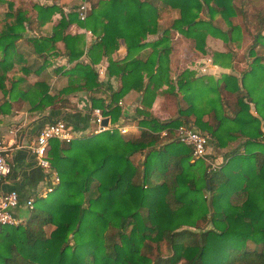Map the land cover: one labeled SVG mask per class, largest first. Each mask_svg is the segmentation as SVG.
<instances>
[{"label":"trees","instance_id":"16d2710c","mask_svg":"<svg viewBox=\"0 0 264 264\" xmlns=\"http://www.w3.org/2000/svg\"><path fill=\"white\" fill-rule=\"evenodd\" d=\"M30 5L13 10L8 2L9 10L1 17L0 90L5 89L3 72L12 66L9 59L18 53L16 42L25 25L42 29L53 24L51 34L27 42L42 56L61 40L72 61L83 54L81 36L65 32L76 23L96 36L87 50L91 63L107 56L108 73L121 79L109 105L99 100L93 106L114 122L120 114L116 103L135 89L144 109L137 110L141 132L134 138L125 139L113 129L68 143L50 140L47 158L59 182L46 197L35 199L25 223L0 226V264H264V56L255 51L256 45H264V0H241L240 5L235 0H97L84 20L75 11L65 14L60 4ZM238 15L247 34L231 20ZM218 16L225 27L215 24ZM164 19L171 21L169 28L145 42ZM176 31L197 55L206 53L209 36L237 46L242 35L251 36L248 51L253 59L240 77L224 75L217 89L193 87V72L170 75ZM119 39L127 53L115 61L111 54ZM147 47L150 53L140 58ZM233 59V50L213 53L214 62L223 67ZM23 69L28 73V67ZM65 72L70 78L63 92L99 85L89 63L77 61ZM42 85L20 90L25 95L38 89L35 109L55 104V95ZM163 85L165 94L177 99L180 92L185 103L167 121L145 109ZM223 88L235 95L231 114L224 109ZM9 101L0 103V113L7 111ZM187 122L224 151L217 170L207 171L204 161L193 158L191 149L176 139H161V132L173 134ZM236 140L239 145L232 148ZM49 226L53 228L48 232Z\"/></svg>","mask_w":264,"mask_h":264},{"label":"crops","instance_id":"0c3cea01","mask_svg":"<svg viewBox=\"0 0 264 264\" xmlns=\"http://www.w3.org/2000/svg\"><path fill=\"white\" fill-rule=\"evenodd\" d=\"M36 1L38 2V0ZM88 3L89 2H87V4ZM49 24H45L42 29H24L21 37L16 42L18 53L14 56L12 55V57L10 56L9 59V63H12V66L10 68L8 67L7 70L3 72L5 75V89L3 91L0 90V103H3L8 99L10 100V105L7 107V111L0 113V141L6 146V159L11 168L10 173L3 180L2 189L3 191L15 189L18 192L20 204L14 209V213L21 218L22 221H24V218H22L20 214L29 213L27 212L29 210H27L23 204L24 200L29 196H33L35 199L41 197V193L44 191L48 183L44 169L37 166L33 157L28 154L25 145H27L29 139L37 134L41 127L46 123L55 119H63L72 128L74 137L94 134L95 125L91 120L92 110L99 107L93 106L92 102L100 100L104 105H109L111 103L112 92L117 91L121 87L120 76L108 73L107 67L109 58L107 56H102L99 62L95 64L91 63L90 58L87 56V50L96 40V36L92 34L90 30L83 29L77 24L76 25L79 29H66L65 32L67 34H77L81 36L83 54L79 60H68V57L64 52V43L61 40H58L55 43L56 46L54 49L47 50L45 55H37L36 52H34L33 47L27 42V39L51 34L52 29H50L51 25ZM162 31L163 29H157V32L147 34L144 41L151 42L158 39L161 36ZM180 37V41H183L182 44H184V52L182 56L188 57L185 47L186 45L188 46L186 43L187 41L181 35ZM118 41V48L111 54V58L115 61H122L125 58L127 51L124 41L122 39H119ZM180 45L181 44L175 46L172 58L175 57V53L179 50ZM257 47H260V44L256 45V48ZM220 51H227V47ZM188 52H191V58H189L190 55L188 57L190 59L189 62L186 63V58L179 59L178 66L180 72L183 70L193 72V79L191 81L193 87L208 86L217 89L220 85L222 86V82L220 81L224 75L230 73L236 75L231 71V65L226 67L219 66L210 56L209 58L213 63L212 67H210L211 71L207 74H201L193 69L197 67L193 64L197 61H201V57L192 50ZM149 53L150 48L147 47L142 50L138 56L142 59H146ZM176 59L177 58L175 57L172 60L176 61ZM191 60H193V62H191ZM77 61L87 64L89 63L95 69L99 82L97 89H77L68 92L62 91L70 78L65 71L71 69ZM170 63L171 61H169V67L171 66ZM24 67H28V73L24 71ZM171 70L170 75L172 74ZM213 71L216 74H212L211 72ZM171 76L175 77V72H173V75ZM144 81H146L145 75ZM14 82L16 83L15 87H13ZM36 83H42L44 86H48L47 93L55 95L54 106H46L44 109L34 108L32 102L35 98L34 93H36L38 89L30 90L25 95H21V89L26 90L27 88L34 87ZM166 87L167 86L163 85L160 89L161 92L156 95L152 105L149 108H145L150 114L162 121L170 120L176 114L177 109L175 105L176 99L163 92ZM223 92L224 94H231L224 88L220 91L221 95H223ZM141 96V92L135 89L129 90L119 100L120 104L119 101L116 103L120 109V114L117 120L112 122L109 117V122L112 127L125 129V132H120L119 130L118 132L126 139L137 137L141 132L137 122V117L139 115L137 110L144 109L141 102ZM59 99H67L68 102L64 101L60 104L61 102ZM167 103H173L175 109L171 111L170 108H164L167 106ZM228 112L231 114V110H228ZM262 130H264V128H262ZM168 134H170L168 131L161 132V139L169 137ZM239 142L240 140H236L232 142L230 146L235 148L239 145ZM210 149L215 153L216 160L222 163L225 158L224 151L216 146L213 138L210 142ZM135 157L138 156L136 155Z\"/></svg>","mask_w":264,"mask_h":264},{"label":"built area","instance_id":"2783aa9c","mask_svg":"<svg viewBox=\"0 0 264 264\" xmlns=\"http://www.w3.org/2000/svg\"><path fill=\"white\" fill-rule=\"evenodd\" d=\"M88 10L89 6L86 0H84L77 10L78 18L84 20L88 14ZM196 64L197 72L207 74L210 73V67H212L213 63L209 57H202L201 61H197ZM211 73L216 74L214 71ZM104 118L108 119L107 125L102 124ZM91 120L95 125L94 133L112 131L113 129L125 132L123 128L112 127L109 122V116H105L100 108H94L92 110ZM175 134L177 141L191 149L193 158H200L204 161L207 171H215L219 168L221 162L216 160L215 153L210 149V142L212 141L210 135L202 132L192 122L179 125L175 129ZM72 138H74L72 128L63 119H55L41 127L39 132L31 137L27 145H25L29 156L33 157L37 166L44 169L46 173L48 183L41 193V197H46L59 182V175L51 167L49 159L47 158L50 140L58 139L68 143ZM5 152L6 146L0 141V226H16L22 221L14 213V209L20 204L18 192L15 189L9 191H3L2 189L3 180L11 171ZM34 201L35 197L29 196L24 200L23 204L30 211L34 208Z\"/></svg>","mask_w":264,"mask_h":264},{"label":"rangeland","instance_id":"374dc122","mask_svg":"<svg viewBox=\"0 0 264 264\" xmlns=\"http://www.w3.org/2000/svg\"><path fill=\"white\" fill-rule=\"evenodd\" d=\"M87 2H89L88 3V6H89V8H90V6L93 4V3H95L97 0H86ZM8 2H11V3H13V10L14 9H16V7L19 5V4H28V5H30V4H33V3H35V2H37L36 0H3L1 3H0V28H1V25H2V23H1V17L9 10V7H8ZM56 3V4H60L62 7H63V10H64V13L66 14V13H69L70 11H75V12H77V10H78V7L84 2V0H38V2L37 3ZM240 2H241V0H235V4L236 5H240ZM31 6V5H30ZM245 8L246 9H251L252 8V5H246L245 6ZM88 12H89V10H88ZM174 16H177V13L176 12H173V17ZM201 16L203 17V18H205V17H207V12H206V8H204L202 11H201ZM58 17V16H57ZM171 19H174V18H171ZM231 20H232V22L233 23H235V24H237V25H239V27L241 28V29H243V31H244V34H247L246 33V31L244 30L245 28H244V22L242 21V18H241V16L240 15H238V16H233L232 18H231ZM171 22V21H170ZM170 22H169V19H164V20H162V23L161 24H159V29H165L166 28V26L169 28V25H170ZM214 22H215V24H217V25H219V26H223V27H225V23L223 22V20L218 16L217 18H215V20H214ZM47 24H49V23H47ZM46 24V25H47ZM49 25H53V24H49ZM26 26V28L27 29H29L28 28V25H25ZM34 26V25H33ZM50 26V27H51ZM67 29H79L78 28V26L76 25V23H73V25H70ZM84 29V28H83ZM180 39H181V37H180V34H179V32H175L174 33V38H173V40L175 41H177V43H176V45L175 46H178L179 44H181L180 45V48H179V50L175 53L176 55H175V57L177 58L176 59V61H174V60H172V59H174L175 57H173L172 58V53H171V58H170V61H171V71H172V74L171 75H173V72H175V77H176V74L177 73H179L180 72V68H179V66H178V64H179V59H182V58H186V63H188L189 62V58H191V52L189 53L188 51H190V49L188 48V46L186 45L185 47H186V51H187V56L189 57V55H190V57L188 58V57H186V56H182V54H183V52H184V44H182L183 43V41H180ZM175 41V42H176ZM187 43V42H186ZM206 43H207V46H206V53L205 54H202V55H198L199 57H212L213 58V53L214 52H216V50L218 49H220V50H222V49H225V47H227V50L229 49V50H233V52H234V59H233V62L230 64L231 66H230V68L232 69L231 71L233 72V73H235L238 77H240V71H242V70H244V69H247V67H248V65L251 63V60L253 59V55L251 56V54H249V51H248V48H249V46L251 45V43H252V37L251 36H247V35H242V37L240 38V40L238 41V46H237V44L235 43V42H228V43H223L220 39H218V38H212V36H209L208 37V39H207V41H206ZM255 51L257 52V54H259V55H262V56H264V45H261L260 44V47H257L256 48V46H255ZM181 57V58H180ZM262 61V63L264 64V60H261ZM191 62H193V60H191ZM217 65H219V66H221L219 63H217V62H215ZM194 66L196 65L197 66V64H196V62L193 64ZM234 66V67H233ZM193 69H195V71H196V67L195 68H193ZM230 71V72H231ZM221 82V81H220ZM227 93V92H226ZM178 94V98L176 99V107L179 105V106H181V107H184L185 106V103H184V101L181 99V97H182V94L180 93V92H178L177 93ZM222 98L225 100V102H226V104H225V107H224V109H225V111L227 112V113H229L228 112V110H231L232 109V105L234 104V102H235V95L234 94H224V92H223V95H222ZM173 100V99H172ZM223 104H224V101H223ZM175 105H173V103H170V104H168L167 103V106L166 107H164V108H170L171 109V111H173L174 109H175ZM251 111H253V112H255L254 111V109L253 108H251ZM263 128H264V126H263ZM164 132H166V131H164ZM263 132H264V130H263ZM90 135V134H89ZM176 134H175V132H174V135L173 134H168V139L169 140H172V139H174V136H175ZM84 136H86V135H84ZM165 138V137H164ZM163 138V139H164ZM175 138H176V136H175ZM126 139V138H125ZM162 139V140H163ZM221 164V163H220ZM209 195V194H208ZM209 197V196H208ZM27 212H29V211H27ZM27 213H22V214H20V216L22 217V218H24V221H21V223L23 224V223H25V221H26V219H27V217H29V213L26 215ZM20 223V224H21ZM205 227H210V225L208 224V225H206ZM53 227H51V226H49V227H46V230L49 232L51 229H52ZM247 248H251L252 247V244L251 243H248L247 245ZM161 248H162V250L163 251H165V243L164 242H162L161 243Z\"/></svg>","mask_w":264,"mask_h":264},{"label":"water","instance_id":"95a60500","mask_svg":"<svg viewBox=\"0 0 264 264\" xmlns=\"http://www.w3.org/2000/svg\"><path fill=\"white\" fill-rule=\"evenodd\" d=\"M107 122H108V119L104 118L103 121H102V124L103 125H107ZM142 174H144V169H142Z\"/></svg>","mask_w":264,"mask_h":264}]
</instances>
